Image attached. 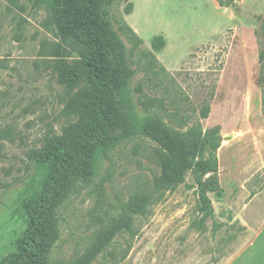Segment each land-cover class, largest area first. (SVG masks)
<instances>
[{
    "label": "rangeland",
    "instance_id": "1",
    "mask_svg": "<svg viewBox=\"0 0 264 264\" xmlns=\"http://www.w3.org/2000/svg\"><path fill=\"white\" fill-rule=\"evenodd\" d=\"M101 13L137 124L158 120L203 158L218 130L222 194L208 193L215 217L200 226L190 173L156 188L170 156L137 133L64 182L36 264H231L264 237V0H101ZM55 17L48 0H0V259L50 173L40 155L95 118L86 46Z\"/></svg>",
    "mask_w": 264,
    "mask_h": 264
},
{
    "label": "trees",
    "instance_id": "2",
    "mask_svg": "<svg viewBox=\"0 0 264 264\" xmlns=\"http://www.w3.org/2000/svg\"><path fill=\"white\" fill-rule=\"evenodd\" d=\"M57 16L78 31L86 46L83 67L87 89L92 95L95 118L89 124L69 129L60 138L55 149L40 157L50 159L52 166L41 190L32 199L23 202L28 223L18 243V251L0 259V264H36L44 258L45 246L40 240L44 218L58 197L67 179L80 178L93 167L100 154H106L122 142L141 134L159 145L169 156L170 163L162 168L156 188L175 186L190 173L197 195L196 205L201 213L200 226L215 217L209 192L222 194L217 175L218 161L215 149L220 142L218 130L209 132L203 139L212 148L206 157H197L160 122L146 117L137 124L131 97L124 92L119 81L124 65L123 46L109 33L101 13V0H48ZM156 49L161 48L162 39ZM264 104V101H263Z\"/></svg>",
    "mask_w": 264,
    "mask_h": 264
},
{
    "label": "crops",
    "instance_id": "3",
    "mask_svg": "<svg viewBox=\"0 0 264 264\" xmlns=\"http://www.w3.org/2000/svg\"><path fill=\"white\" fill-rule=\"evenodd\" d=\"M242 224L248 225V221L245 218H241ZM261 238L264 237H259L256 240V243L250 242L249 244H244V246L241 248L243 251L241 252L242 255L238 257L237 259L233 260L231 264H264V247L261 246L264 244L263 241H260ZM258 242V245H256ZM257 246L256 248H254ZM259 251L260 255H257L255 252ZM257 256H259L258 259H254Z\"/></svg>",
    "mask_w": 264,
    "mask_h": 264
}]
</instances>
